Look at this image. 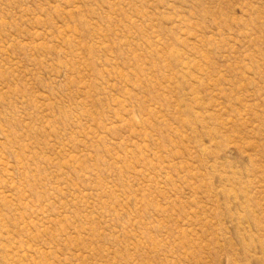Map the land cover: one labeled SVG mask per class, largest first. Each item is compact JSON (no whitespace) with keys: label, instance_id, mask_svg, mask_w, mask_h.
I'll return each mask as SVG.
<instances>
[{"label":"rangeland","instance_id":"1","mask_svg":"<svg viewBox=\"0 0 264 264\" xmlns=\"http://www.w3.org/2000/svg\"><path fill=\"white\" fill-rule=\"evenodd\" d=\"M0 264H264V0H0Z\"/></svg>","mask_w":264,"mask_h":264}]
</instances>
